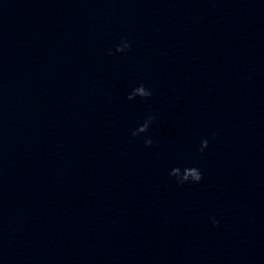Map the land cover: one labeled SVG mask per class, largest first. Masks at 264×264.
<instances>
[{
	"label": "clouds",
	"instance_id": "clouds-1",
	"mask_svg": "<svg viewBox=\"0 0 264 264\" xmlns=\"http://www.w3.org/2000/svg\"><path fill=\"white\" fill-rule=\"evenodd\" d=\"M130 47H131L130 43H128L126 40H122L121 43H120V45L117 46L116 52L117 53H125V52H127L130 49ZM108 54L109 55H112L111 50H109V53ZM135 92L142 99H147V98H149L152 95L151 91L147 90L143 85L137 87L135 89ZM128 100H132V95L131 94L128 96ZM148 120L152 123L153 118L152 117H149ZM148 129L149 128H148V125L147 124H144L143 127H140V131H145V130L148 131ZM132 135L135 137V136H138L139 134H138V132L134 131L132 133ZM145 144L150 146L152 144V141L151 140H145ZM207 147H208V140H203L201 142V149H200L201 152H203V150L206 149ZM180 170L181 169L178 168V167L177 168H174L171 171L170 175L173 176V177H176V175L180 172ZM189 177H192L193 178L194 183H199L202 180V173L196 167L185 168L184 169V178H183V181L176 179L177 180V183L179 185H183L184 183H187L188 182V178ZM213 224L214 225H217L218 224V221L213 220Z\"/></svg>",
	"mask_w": 264,
	"mask_h": 264
}]
</instances>
